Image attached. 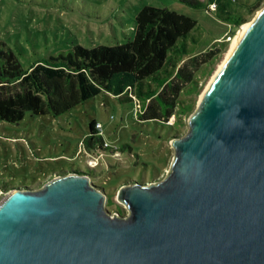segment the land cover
Instances as JSON below:
<instances>
[{
  "label": "water",
  "instance_id": "obj_1",
  "mask_svg": "<svg viewBox=\"0 0 264 264\" xmlns=\"http://www.w3.org/2000/svg\"><path fill=\"white\" fill-rule=\"evenodd\" d=\"M169 173L122 185L112 216L85 174L0 200V264H264V7L206 84Z\"/></svg>",
  "mask_w": 264,
  "mask_h": 264
},
{
  "label": "rangeland",
  "instance_id": "obj_2",
  "mask_svg": "<svg viewBox=\"0 0 264 264\" xmlns=\"http://www.w3.org/2000/svg\"><path fill=\"white\" fill-rule=\"evenodd\" d=\"M145 4L175 9L197 19L187 42L197 57L196 88H185L176 113L166 122L142 120L140 103L134 96L121 100L104 90L58 116L26 112L18 122L0 121V200L10 190L39 189L53 177L79 168L90 172L84 174L92 183L103 186L99 190L105 194V209L112 216L126 217L129 210L117 199L118 189L136 180L146 185L157 183L169 173L174 154L171 140L187 133L200 95L243 23L233 27L209 8H194L181 0H0V40L29 66L49 54L68 52L77 43L91 48L128 40L136 12ZM263 7L261 0L245 22L253 20ZM215 47L218 55L207 63L200 62L202 53ZM185 61L187 57L170 52L162 73L172 78ZM150 84L156 86L153 81ZM91 119L102 123L108 148L83 147Z\"/></svg>",
  "mask_w": 264,
  "mask_h": 264
},
{
  "label": "trees",
  "instance_id": "obj_3",
  "mask_svg": "<svg viewBox=\"0 0 264 264\" xmlns=\"http://www.w3.org/2000/svg\"><path fill=\"white\" fill-rule=\"evenodd\" d=\"M181 1L194 8H209L233 27L244 23L261 3V0ZM197 25V19L188 14L145 4L136 12L133 34L128 40L91 48L77 43L68 52L49 54L29 66H24L19 53L0 40V121L18 122L26 112L58 116L104 90L121 100H132L134 96L140 103L142 120L166 122L176 113L185 88H196L197 57L191 54L193 47L187 42ZM172 51L180 58L187 57V61L169 78L162 69ZM218 53L216 47L210 49L202 53L200 62L207 63ZM150 81L156 86L151 87ZM96 122L89 121V132L82 140L85 149L108 148L103 145ZM72 171L88 173L79 168ZM111 201V196L107 197V203Z\"/></svg>",
  "mask_w": 264,
  "mask_h": 264
},
{
  "label": "bare ground",
  "instance_id": "obj_4",
  "mask_svg": "<svg viewBox=\"0 0 264 264\" xmlns=\"http://www.w3.org/2000/svg\"><path fill=\"white\" fill-rule=\"evenodd\" d=\"M250 22H245L241 25V27L239 28V30L237 31V33H235V35L232 38L231 44H230V48L231 46L234 44V42L241 36V34L244 32V30L246 29V27L248 26ZM229 48V50H230ZM220 65V64H219ZM201 97V95H200Z\"/></svg>",
  "mask_w": 264,
  "mask_h": 264
},
{
  "label": "built area",
  "instance_id": "obj_5",
  "mask_svg": "<svg viewBox=\"0 0 264 264\" xmlns=\"http://www.w3.org/2000/svg\"><path fill=\"white\" fill-rule=\"evenodd\" d=\"M211 6H214V4H212ZM230 38H231L230 35H228V39H230ZM96 128L98 129L99 133L103 134V126H102L101 122H99V121L96 122ZM103 145H104V147L109 146V144L106 141L103 142Z\"/></svg>",
  "mask_w": 264,
  "mask_h": 264
}]
</instances>
